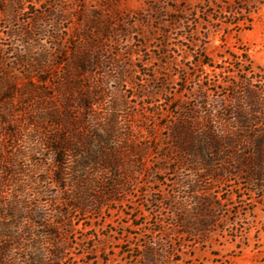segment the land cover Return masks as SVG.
<instances>
[{
  "label": "rangeland",
  "instance_id": "1",
  "mask_svg": "<svg viewBox=\"0 0 264 264\" xmlns=\"http://www.w3.org/2000/svg\"><path fill=\"white\" fill-rule=\"evenodd\" d=\"M104 26L111 27L100 49L105 64L90 78L104 93L94 107L97 122L114 129L126 160L145 163H131L137 179L117 200L80 214L62 206L73 190L64 194L53 180L47 143L70 127L49 116L60 108L49 87L65 69L75 71L76 55L91 49L88 33L96 38ZM241 54L249 67L237 65ZM204 56L212 66L196 63ZM12 79L19 88L34 82L47 92L16 94L13 105L0 98L1 246L10 242L21 260H37L42 241L54 239L43 236L46 206L50 223L67 213L63 264H151L150 248L161 254L156 264H264V198L254 209L261 198L245 191V182L238 184L247 200L245 227L255 221L247 240L218 232L181 239L174 231L185 172L175 163L172 132L201 89L209 103H234L250 90L264 101V0H0V83Z\"/></svg>",
  "mask_w": 264,
  "mask_h": 264
},
{
  "label": "trees",
  "instance_id": "2",
  "mask_svg": "<svg viewBox=\"0 0 264 264\" xmlns=\"http://www.w3.org/2000/svg\"><path fill=\"white\" fill-rule=\"evenodd\" d=\"M245 22L246 18L238 19L236 24L245 25ZM110 28L101 27L96 38L88 33L91 49L80 55L75 53V71L65 69L49 87L53 92L51 98L60 105V108L50 110L49 116L59 126L65 121L70 127V130L63 128L47 143L54 159L53 180L57 190H63L64 194L73 190L69 197L62 199V206L80 214L94 211L97 208L94 204L102 205L104 200H117L119 191L137 179L134 170H130L133 168L131 163H145L143 157L136 161L126 160L123 144L118 141L114 129L104 130L97 122L94 107L103 100L104 93L102 84L92 85L90 78L105 64L100 49L102 39L108 40L111 36ZM204 49L202 46L201 50ZM236 59L242 68L251 65L246 54ZM196 63L212 66L207 56L200 57ZM13 79L0 83L6 86L1 89L0 98L11 105L16 94L27 92L36 98L47 92L34 82L19 88ZM40 82L46 83V80L39 79ZM246 94L244 98H236L235 104L229 98L209 103L208 91L201 89L199 102L187 110V117L178 119V125L172 129L178 153L175 163L185 172L181 190H178L183 194L181 209L173 225L181 239H203L218 232L232 241L247 240L255 223L249 220V227H245L247 200L244 193H238L242 190L238 184L245 182L248 186L245 191L261 198L252 201L254 209L261 204L264 198V101L259 92L250 90ZM76 112L80 113L79 117ZM220 190L224 191L221 196ZM235 193L240 194L236 197L239 205L233 200ZM42 208L43 236L54 239L42 241L37 260L29 257L26 261L13 254L10 242H5L0 245V264H63L67 261L68 231L63 219L67 213L60 211L56 221L50 223L46 206ZM49 243L52 249L47 246ZM160 256L158 250L148 249L151 264H156Z\"/></svg>",
  "mask_w": 264,
  "mask_h": 264
}]
</instances>
